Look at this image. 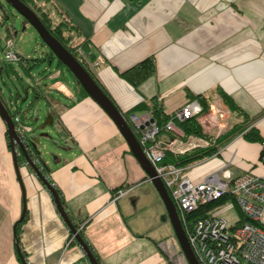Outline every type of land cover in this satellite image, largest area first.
Instances as JSON below:
<instances>
[{
  "label": "crops",
  "instance_id": "crops-1",
  "mask_svg": "<svg viewBox=\"0 0 264 264\" xmlns=\"http://www.w3.org/2000/svg\"><path fill=\"white\" fill-rule=\"evenodd\" d=\"M44 7L72 26L71 44L83 43L87 67L122 113L154 97L169 114L200 93L210 99L213 123V111H221V130L239 117L217 96L219 88L264 140V0H47ZM146 57L154 71L138 85L119 76ZM74 84V95L67 93L57 112L61 149L52 150L53 157L37 146L47 180L101 264H174L181 251L157 190L115 124ZM26 117L40 120L38 113ZM197 121L205 132L203 117ZM4 131L0 119V264H23L13 241L23 208L17 246L26 264H89L78 244L69 243L50 193L24 160L18 180ZM262 150L263 144L238 135L183 173L197 182L225 166L232 176L249 171L264 178ZM120 186L130 189L110 201Z\"/></svg>",
  "mask_w": 264,
  "mask_h": 264
},
{
  "label": "built area",
  "instance_id": "built-area-1",
  "mask_svg": "<svg viewBox=\"0 0 264 264\" xmlns=\"http://www.w3.org/2000/svg\"><path fill=\"white\" fill-rule=\"evenodd\" d=\"M11 46V40L5 37V47ZM75 52L86 58L80 47ZM5 61L23 65L22 56L13 50L3 51ZM89 64V63H88ZM92 66V63L90 64ZM201 108L196 100H187L168 114L164 124L166 132L173 133L175 121L196 116ZM218 112L217 109L213 111ZM142 154L154 167L156 176L162 181L175 207L188 245L199 264H264V178L246 171L232 176L225 166L204 174L197 182H191L183 171L187 167L162 164L164 153L169 151L182 154L195 148H203L207 141L193 136L182 142L180 135L159 139V126L149 112H130L125 118ZM181 131V130H180ZM182 134V132H181ZM263 150H264V143ZM37 159L35 158L36 162ZM129 186H120L110 193L114 201L129 191ZM221 196L234 198L213 206L204 217L191 222L186 215L199 205L207 204ZM232 203L241 212L245 220L236 227L227 224L218 212ZM81 228V226H79ZM73 236L69 238L71 240ZM174 264H185L181 255Z\"/></svg>",
  "mask_w": 264,
  "mask_h": 264
},
{
  "label": "rangeland",
  "instance_id": "rangeland-1",
  "mask_svg": "<svg viewBox=\"0 0 264 264\" xmlns=\"http://www.w3.org/2000/svg\"><path fill=\"white\" fill-rule=\"evenodd\" d=\"M52 13L54 12H51V14ZM55 15L53 19L57 21L58 17ZM21 21L22 17L4 0H0V98L13 113V120L20 126L21 124L28 123L33 132H47L56 140L58 133L56 128L57 112L68 100L65 95L67 93L74 95L75 84L71 73L66 70L63 65L57 64L55 58L49 57L48 48L42 43L35 30L30 25H27L23 30L20 29ZM5 37L11 40L10 47H5ZM7 49L13 50L24 59H28L33 63L32 65H28V73H26L27 70L25 71L23 66H20L17 62L4 60L3 51ZM27 85L30 86L27 98L24 102H21L24 96L21 88L22 86L26 88ZM55 86H57L59 90L56 89ZM15 90L18 96H15ZM15 108L17 109V113L15 112ZM23 112L25 114L24 116L22 115ZM208 112L201 115V117H203L202 124L205 133L215 139L224 129H227L228 124H226L225 128L218 130L219 123L223 122L221 111L214 113L216 117L215 122H218V124L213 123L214 121L211 120ZM33 113L39 114L40 120L38 122H31V119H26L28 114ZM50 113L51 115L53 113L52 125H45L43 128L39 129L38 126L47 119ZM217 116H219V118ZM216 131L220 132L218 133ZM215 132L217 134H215ZM171 134L173 137H180V135L182 137L181 131L177 126H175V130ZM25 135L29 136L30 133L26 132ZM193 136L195 135H189L185 139L181 138L182 142H187L193 138ZM195 137L207 141V146H210L213 142V139L209 140L198 135ZM50 151L52 150L50 149ZM42 153L43 152H41V156L43 155ZM226 204L228 206L221 212H218V214L226 220L227 224H233L238 219L239 213L232 203L228 204L227 202ZM214 210L215 207L212 208V211Z\"/></svg>",
  "mask_w": 264,
  "mask_h": 264
},
{
  "label": "water",
  "instance_id": "water-1",
  "mask_svg": "<svg viewBox=\"0 0 264 264\" xmlns=\"http://www.w3.org/2000/svg\"><path fill=\"white\" fill-rule=\"evenodd\" d=\"M10 7H12L22 18L20 29H24V24L27 23L30 25L37 35L39 36L42 43L50 50L52 55L60 61V63L68 70L74 79L77 81L82 90L86 95L94 102L98 107L108 116V118L115 124L118 131L124 138L126 144L128 145L129 150L132 155L142 167V169L147 174L148 178L154 185L157 190L165 208L166 212L172 226L175 238L179 245L181 251V257L183 258L185 264H199L195 259L184 234V231L180 225V222L177 217L174 205L169 198L165 187L162 184V181L156 176L154 167L146 160L144 155L141 152L140 146L138 145L133 133L131 132L123 113L117 108L114 102L108 97L98 84L91 77L90 73L79 63V61L56 39L52 34L47 30V28L41 23L36 13L25 5L20 0H4ZM28 90L24 88V96L21 99V102H24L27 98ZM0 119L5 124V130L7 134V145L10 151V155L13 162V167L18 178V163L16 155L20 153L27 164L35 174V176L40 180L44 187L48 190L51 195L54 206L57 210L58 215L65 223L67 229L72 234L76 240L78 246L83 251L85 257L89 264H99L96 258L94 257L92 251L84 240L77 233V230L74 228L70 217L64 209V205L60 202V197L55 190L54 186L47 180V177L43 175L40 169L37 167L36 163L30 157L28 152V147L33 151L37 152V146L42 148H48L51 150H59L61 146L49 133H35L30 127L25 126L24 131L31 134L28 137V140L24 141V138H20L16 133L14 121L9 113L8 108L5 103L0 98ZM45 125H52V117L49 114L47 119L41 123L38 128L41 129ZM18 150V151H17ZM51 156H55L52 151H49ZM19 180V178H18ZM20 184V182H19ZM21 189V199H24V192ZM23 215V210L20 213L18 219ZM19 252L18 248L16 249Z\"/></svg>",
  "mask_w": 264,
  "mask_h": 264
},
{
  "label": "trees",
  "instance_id": "trees-1",
  "mask_svg": "<svg viewBox=\"0 0 264 264\" xmlns=\"http://www.w3.org/2000/svg\"><path fill=\"white\" fill-rule=\"evenodd\" d=\"M23 2L25 5H27L30 9H32L36 15L38 16L39 20L41 23L47 28V30L52 34L54 38H56L78 61L79 63L90 73L91 77L94 79V81L98 84V86L102 89V91L105 93L101 85L98 83L97 79L93 75V73L89 70L86 64V59L87 54L82 50L83 43L81 46L79 45H73L71 44L72 40V26L68 24V22L62 17L58 18L57 21H54L52 17L50 16V10L44 7V3L47 0H20ZM76 47H80L81 51L83 54L86 56V58L78 55L75 52ZM48 54L50 58H55L50 50L48 49ZM22 60L24 63L23 68L27 70L28 65H31V63L28 59H24L22 57ZM56 63L61 64L60 61H58L56 58ZM89 60V59H88ZM33 61V60H32ZM62 65V64H61ZM154 71V64L151 59V57H146L136 63L135 65L131 66L125 71H122L119 73V76L124 79L126 82H128L132 86L138 85L142 80L147 78L149 75H151ZM74 82L78 86L79 92L82 95H86V93L82 90V88L79 86L77 81L74 79L72 76ZM215 92L217 96L220 98L222 103L229 109L231 113L236 114L239 117V121L230 123L227 129L223 132H221L215 139L211 138L208 134L203 132L200 124L197 121V118L203 114H205L208 109H209V104H210V99L209 97L203 95V94H197L194 96L189 95L188 100H196L201 108V111L198 115L189 117L186 119H183L182 121H175L176 126L181 130L182 132V138L185 139L189 135H195V136H202L205 137L209 140H212V144L210 146H206L203 148H195L192 150H189L187 152H184L182 154H174L169 151H166L164 153L163 159H162V164H173L177 167H187L190 166L194 163H198L202 161L203 159H206L214 154H217L220 147H222L224 144H226L228 141H230L232 138L235 136L240 135L244 140L248 142H258V143H264V140L262 139L259 131L257 128H255L250 122L252 118H249L243 110H241L234 102L233 100L226 94L224 93L221 89L215 88ZM106 94V93H105ZM107 95V94H106ZM108 96V95H107ZM109 97V96H108ZM135 111H147L150 113L152 118L156 121V123L159 126V134H167L168 138L172 137V134L169 132H166L164 129V124L168 120V114H165L161 106L158 104L157 100L152 97L150 98L146 103H139L136 106H134L130 111H127L123 113L124 117L126 118L127 114L130 112H135ZM262 114H264V109L261 111ZM30 155H32V158H36L38 160L37 166L41 168V172L47 177L46 175V167L44 164L41 163V160L38 159V153L35 151L29 152ZM17 162H20L22 160V155L19 154L16 156ZM258 159L264 163V150H262L258 156ZM57 191V189H55ZM58 195L59 192L57 191ZM60 197V196H59ZM230 198H226V196H221L207 204L199 205L197 209L194 211L188 213L186 215V221L191 222L197 218L204 217L207 215L208 211L216 205L221 204L222 202L228 200ZM234 198L232 197L230 200H233ZM60 202L63 204L61 198ZM239 217L238 219L233 223V227L238 226L241 224L245 218L241 214V212L236 208ZM26 219V214L23 208V215L20 219H17L14 222L13 225V241L15 245V249L18 248V239H19V233H20V227L24 223ZM74 228L77 230V233L80 235V237L84 240L81 232V228H79V223H74L71 221ZM72 236V234H69V238ZM86 243V241L84 240ZM69 243H77L74 237L71 238ZM87 244V243H86ZM88 245V244H87ZM90 248V246H88ZM19 250V248H18ZM92 251V249L90 248ZM93 253V252H92ZM94 257L99 262L98 257L93 253ZM16 256L19 258L23 264H26L25 260V254L22 251L17 252L16 250Z\"/></svg>",
  "mask_w": 264,
  "mask_h": 264
},
{
  "label": "flooded vegetation",
  "instance_id": "flooded-vegetation-1",
  "mask_svg": "<svg viewBox=\"0 0 264 264\" xmlns=\"http://www.w3.org/2000/svg\"><path fill=\"white\" fill-rule=\"evenodd\" d=\"M22 21H23V18H22ZM21 21V22H22ZM24 24V28L28 25L27 23H23ZM32 65V64H31ZM29 72V70H27V72L26 73H28ZM27 90L29 91V89H30V86L29 85H27ZM33 89V88H32ZM31 89V90H32ZM34 90V89H33ZM32 90V91H33ZM5 105H6V103H5ZM6 107L8 108V106L6 105ZM9 110V113H10V115H11V117H13V113L10 111V109H8ZM15 110H16V108H15ZM14 110V111H15ZM16 112V111H15ZM50 115H51V113H50ZM51 117H52V123H53V116L51 115ZM13 119V118H12ZM14 121V120H13ZM15 122V121H14ZM14 125H15V129H16V133L18 134V136L20 137V138H24V141L26 140H28V137H30L31 136V134L29 135V136H26L25 135V133H26V131H24V130H22V129H24V127H25V125H19L18 123H14ZM27 127H29V126H27ZM4 129H5V124H4ZM28 133V132H27ZM4 136L6 137V141H7V134H6V130L4 131ZM30 150L32 151V149L30 148V147H28V152H30ZM18 151V150H17ZM20 153H18L17 155H19ZM16 155V156H17ZM30 157H31V159L33 160V162L35 161V158H32V155H30ZM22 160H24L23 159V157H22ZM22 160H20V161H22ZM25 162V161H24ZM18 163V162H17ZM34 163H36V165L39 163L38 162V160L36 161V162H34ZM38 167V166H37ZM39 169H40V171H41V168L40 167H38ZM44 175V174H43ZM45 176V175H44Z\"/></svg>",
  "mask_w": 264,
  "mask_h": 264
}]
</instances>
